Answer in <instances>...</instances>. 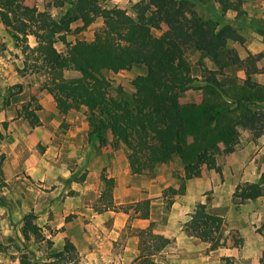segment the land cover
Here are the masks:
<instances>
[{"label": "rangeland", "instance_id": "1", "mask_svg": "<svg viewBox=\"0 0 264 264\" xmlns=\"http://www.w3.org/2000/svg\"><path fill=\"white\" fill-rule=\"evenodd\" d=\"M21 2L60 18L71 11L74 0ZM99 2L129 8L133 1ZM193 8L211 27L229 23L240 37L228 40L218 63L204 51L186 50L196 79L180 101L197 122L186 131L179 151L141 173L129 169L121 142L105 133L104 143L88 138V111L59 106L47 88L48 75L25 67L13 32L0 22V264H43L68 241L75 246L78 264H139V231L150 227L159 233L160 225L169 227L170 216L172 230L189 233L185 221L200 202L223 217L221 244L208 257L211 242L189 233L168 247L187 253L172 261L264 264V128L255 136L237 123L249 109L264 108V0H241L239 11H222L213 0L194 1ZM81 23L71 22L64 39L55 41L57 50L64 52L67 43L78 39L91 40L103 26L101 17L76 29ZM27 42L35 45L34 36L28 34ZM145 71L143 64L104 70L109 96L131 99L132 80ZM78 74L64 71L66 77ZM209 75L219 83L205 81ZM30 110L38 124L26 116ZM203 147L212 163L200 161V174L185 180L182 194H163L166 187L179 186L183 164L196 162ZM109 177L111 195H106ZM248 183L257 187L248 190ZM144 198L154 201H149L147 217L146 207L135 205ZM110 203L114 206L104 207ZM27 214L41 236L27 230ZM166 255L158 252L153 258L162 264ZM201 256L204 263H199Z\"/></svg>", "mask_w": 264, "mask_h": 264}, {"label": "trees", "instance_id": "2", "mask_svg": "<svg viewBox=\"0 0 264 264\" xmlns=\"http://www.w3.org/2000/svg\"><path fill=\"white\" fill-rule=\"evenodd\" d=\"M194 1L207 0H136L129 8L103 6L99 0H74L70 12L54 18L21 0H0V22L13 32L24 55L25 67L48 75L47 88L53 91L59 106L84 107L88 111V138L104 143L105 133L115 142H121L127 149L129 169L141 173L179 151L186 131L197 122L196 115L185 111L180 101L181 93L196 79L190 72L186 50L204 51L218 63L219 52L228 40L240 37L229 23L211 27L193 8ZM213 1L222 11L240 10L241 0ZM96 17L102 18L103 26L91 40L67 43L64 52L56 49V39H64L63 34L72 21L80 20L82 23L76 29H81ZM28 34L34 36L35 45L27 42ZM133 64H143L146 71L133 78L132 98L109 96L110 80L104 70L118 71ZM68 69L79 74L66 77L64 71ZM205 81L219 83L214 75L207 76ZM26 116L32 123H39L34 111H27ZM210 119H214V114ZM237 123L259 135L264 128V108L249 109ZM202 159L212 163L206 147L196 156V162L183 164L184 178L179 186L166 187L162 193L182 194L185 180L200 174ZM112 181L109 177L103 194L111 195ZM256 187L257 183L247 185L248 190ZM149 201V198L135 201V205L146 207L143 217H147ZM108 206L114 205L104 207ZM222 221L221 215L209 212L200 202L189 213L184 228L200 239L209 240L210 249H214L221 244ZM24 222L27 230L41 236L40 227L28 214ZM168 243L169 238L150 227L141 229L138 263L159 264L153 257ZM74 251V244L68 241L43 264H78Z\"/></svg>", "mask_w": 264, "mask_h": 264}, {"label": "crops", "instance_id": "3", "mask_svg": "<svg viewBox=\"0 0 264 264\" xmlns=\"http://www.w3.org/2000/svg\"><path fill=\"white\" fill-rule=\"evenodd\" d=\"M113 1H115V2H123V0H113ZM126 1H129V0H126ZM132 1H136V0H132ZM118 5V4H117ZM119 6V5H118ZM220 201H221V198L219 199ZM150 201H151V203H153L154 201L152 200V199H150ZM209 211V210H208ZM209 212H211V211H209ZM212 213H214V212H212ZM215 214H218V215H220L218 212H215ZM189 217V216H188ZM223 218V217H222ZM246 219H247V217H245ZM240 219L242 220V217H240ZM243 219H244V217H243ZM169 221H171L172 222V224H174L173 222H174V220L173 219H171L170 218V216L168 217V219H166V224L167 225H169V227H167V226H165L164 225V227L163 226H159L158 227V229H157V231L159 232V234H162L163 236H165V237H167V238H169V243L167 244V246H165L166 248H165V250H161L160 252H159V254H161V252H167V255L164 257V259H163V261H162V264H177V263H175L174 261H172V260H174L175 259V261L176 260H178V262H179V260L180 259H182V258H186V254L187 253H185V252H181V251H177L175 248H174V246H173V248L171 249V248H168L169 246H170V244H172L173 243V245L175 244V241L176 242H178L181 238H183V237H185V236H187L189 233H185V232H180V230L179 229H175V230H172L171 228H170V222ZM223 221H222V228H223ZM114 226H115V224H114ZM180 228H181V226H180ZM154 232V231H153ZM155 233H157V232H155ZM193 235V234H192ZM203 240V239H202ZM214 250H216L215 248L214 249H210V254L209 255H207L208 257H210V256H212V254H214V253H212V252H214ZM133 252H135L134 250H133ZM139 253V252H138ZM181 255H180V254ZM182 254H184V255H182ZM136 255H138V254H136ZM177 257H179V259H177ZM200 258H201V260H200ZM204 256H201V257H199V263L201 262V263H204L205 261H204ZM184 261V260H183ZM185 264H186V262H185ZM193 264V263H192ZM209 264H218V260L217 259H215L214 261H211Z\"/></svg>", "mask_w": 264, "mask_h": 264}]
</instances>
